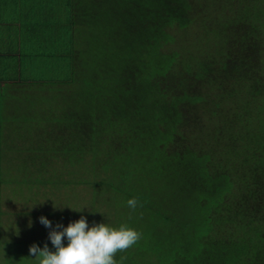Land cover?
I'll use <instances>...</instances> for the list:
<instances>
[{
    "label": "trees",
    "instance_id": "obj_1",
    "mask_svg": "<svg viewBox=\"0 0 264 264\" xmlns=\"http://www.w3.org/2000/svg\"><path fill=\"white\" fill-rule=\"evenodd\" d=\"M43 2L57 153L143 205L123 264H264V0Z\"/></svg>",
    "mask_w": 264,
    "mask_h": 264
},
{
    "label": "rangeland",
    "instance_id": "obj_2",
    "mask_svg": "<svg viewBox=\"0 0 264 264\" xmlns=\"http://www.w3.org/2000/svg\"><path fill=\"white\" fill-rule=\"evenodd\" d=\"M188 32L183 37L194 42L197 30ZM42 104L49 105L50 96ZM41 120L44 122V118ZM50 125L47 119L46 127H43L45 142L41 147L30 152L29 156H26L28 153L22 155L17 159L16 169H6L3 175L2 200L9 203L1 207L0 219L10 220L0 237V245L3 255H6L5 246H9L7 255L14 256H9L11 264H35L32 260L35 257L29 254V247L33 244L40 248L47 244L50 251H55L48 239L52 229L41 224L40 217L47 218L53 229L57 224L67 227L70 222L83 216L89 227L94 223H106L113 227L127 224L140 231L141 220L129 218V211H126L128 197L118 196L113 191L109 193L107 186L99 185L100 180L96 177L98 173H93V158L87 157L84 162L80 161L79 149L70 159L66 153L58 154V137L51 135L55 132H50ZM96 148L94 145L92 150L98 152ZM27 158L29 161H24ZM83 179H89L90 182L82 184ZM144 234L143 231V238ZM142 241L145 243L147 240ZM64 246H67V238L64 239ZM121 256L125 257L126 253L117 254V261ZM143 264H147V261Z\"/></svg>",
    "mask_w": 264,
    "mask_h": 264
},
{
    "label": "crops",
    "instance_id": "obj_3",
    "mask_svg": "<svg viewBox=\"0 0 264 264\" xmlns=\"http://www.w3.org/2000/svg\"><path fill=\"white\" fill-rule=\"evenodd\" d=\"M43 6V0H0V209L9 203L2 200L6 169L15 170L18 158L29 156L45 142L43 127L52 104L43 106L42 101L45 104V98L57 96L59 104L63 94L52 90L49 82V60L42 56L48 50L44 35L36 39L34 26L23 25L18 18L25 13L33 21V15L46 12ZM57 74L60 78V69ZM8 220L0 219V237ZM8 247L3 255L0 245V264H11Z\"/></svg>",
    "mask_w": 264,
    "mask_h": 264
},
{
    "label": "clouds",
    "instance_id": "obj_4",
    "mask_svg": "<svg viewBox=\"0 0 264 264\" xmlns=\"http://www.w3.org/2000/svg\"><path fill=\"white\" fill-rule=\"evenodd\" d=\"M127 206L132 212L138 206L143 207L137 198L129 199ZM39 219L46 228L52 229L48 239L55 251H50L47 244L43 248L31 245L29 254L35 257L32 259L35 264H123L124 257L117 261V254L126 252L142 239V233L127 224L113 227L106 223H94L89 227L86 218L81 216L67 227L57 224L53 229L47 218ZM65 238L67 246H64Z\"/></svg>",
    "mask_w": 264,
    "mask_h": 264
}]
</instances>
